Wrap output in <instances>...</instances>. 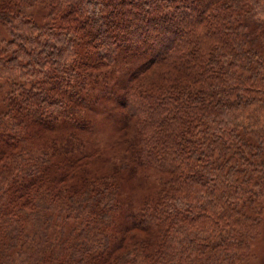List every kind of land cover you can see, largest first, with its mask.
<instances>
[{"label": "trees", "instance_id": "obj_1", "mask_svg": "<svg viewBox=\"0 0 264 264\" xmlns=\"http://www.w3.org/2000/svg\"><path fill=\"white\" fill-rule=\"evenodd\" d=\"M0 24V264H249L240 249L264 178V0H0ZM138 47L183 80L130 84L117 100L135 162L172 172L120 228L162 235L122 250L118 184L90 177L72 130L88 126L77 110L92 95L88 67Z\"/></svg>", "mask_w": 264, "mask_h": 264}, {"label": "rangeland", "instance_id": "obj_2", "mask_svg": "<svg viewBox=\"0 0 264 264\" xmlns=\"http://www.w3.org/2000/svg\"><path fill=\"white\" fill-rule=\"evenodd\" d=\"M27 7L28 10L31 7L35 8L34 11L38 12L40 16L46 12L41 4ZM8 35V30L0 24V42ZM259 38V42L263 41L261 37ZM139 48L123 49L112 65L93 63V67H88L92 71V76L89 78L93 84L92 95L85 96L89 102L83 100L77 107V110L82 112L79 113L86 116L88 126L85 127V130H72L74 135H78L74 141L82 142L79 146V154L88 155L87 170L92 173L90 177L96 178L103 175L104 182L107 179L109 182L118 184V199L122 211L115 217L113 231L117 241L124 239L122 250L147 242L155 245L158 240L157 236L162 235L159 234L158 228H151L152 233L144 232L138 228H130L127 231L120 230V228L134 224L133 218H129L127 213L132 210L130 216L133 217L137 211L142 209L146 198L156 195L161 188H164L163 186L172 176V172L157 166L135 162L128 146L131 138H135V127L132 120L129 124L122 125L124 113L119 105V95L130 84H143L155 91L175 82L182 83L183 80V72L180 67L164 61L147 60L148 56L146 53L144 54L146 50L139 52L137 51ZM261 50L264 53V48ZM136 69L139 71L130 75L132 70L134 72ZM87 107L89 108L87 109ZM62 129L64 132H69V130ZM260 187L263 190L254 191L255 194L252 195V211L259 217L255 220L253 227V231L256 233L250 238V242L241 245L240 249L241 255L245 256V259H249V264H264V178L261 180Z\"/></svg>", "mask_w": 264, "mask_h": 264}]
</instances>
